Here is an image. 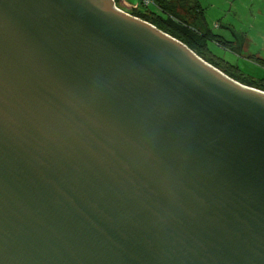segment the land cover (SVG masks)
I'll use <instances>...</instances> for the list:
<instances>
[{
	"label": "water",
	"instance_id": "obj_1",
	"mask_svg": "<svg viewBox=\"0 0 264 264\" xmlns=\"http://www.w3.org/2000/svg\"><path fill=\"white\" fill-rule=\"evenodd\" d=\"M112 0H0V264H264V92Z\"/></svg>",
	"mask_w": 264,
	"mask_h": 264
},
{
	"label": "rangeland",
	"instance_id": "obj_2",
	"mask_svg": "<svg viewBox=\"0 0 264 264\" xmlns=\"http://www.w3.org/2000/svg\"><path fill=\"white\" fill-rule=\"evenodd\" d=\"M142 1L112 0V8L138 19L131 13L146 9ZM156 1L170 10L177 24H184L195 32L198 39L205 35L204 42L209 50V53H203L206 58L214 60L220 68L225 67L221 60L225 61L232 67L229 73L240 79L249 82L264 79V68L259 65V61H264V0ZM153 12L163 19L167 18L162 9L154 5Z\"/></svg>",
	"mask_w": 264,
	"mask_h": 264
},
{
	"label": "trees",
	"instance_id": "obj_3",
	"mask_svg": "<svg viewBox=\"0 0 264 264\" xmlns=\"http://www.w3.org/2000/svg\"><path fill=\"white\" fill-rule=\"evenodd\" d=\"M115 1V0H114ZM151 4V8H146L144 11H134L135 13H131L133 17H137L141 21L150 24L157 28V30L169 35L171 38L179 41L184 46H186L189 50H191L193 53H195L200 59H203L205 62L213 66L214 68L221 70V72L225 73L229 78L232 80L248 86L250 88L259 90L264 92V79H260L259 81H251L244 78H238L235 75H232L229 73V68H232L230 65H228L225 61L221 60V62L224 63V68H220L218 63H216L214 60H210L205 57L203 54L205 51L209 53V50L207 49L206 43L204 42L205 35H201V39H198V36L190 30L188 27H186L184 24H177L174 16L171 14L170 10H167L166 8L160 6V4L156 0H147ZM142 4L144 5L143 1ZM153 5L156 7H159L162 9L163 13L167 15L166 19H163L162 17L158 16L157 13L153 12ZM145 6V5H144ZM201 43V44H200ZM218 44H221L217 40ZM259 65L264 68V61H259Z\"/></svg>",
	"mask_w": 264,
	"mask_h": 264
},
{
	"label": "built area",
	"instance_id": "obj_4",
	"mask_svg": "<svg viewBox=\"0 0 264 264\" xmlns=\"http://www.w3.org/2000/svg\"><path fill=\"white\" fill-rule=\"evenodd\" d=\"M143 3L146 7H149L151 5L150 2H148L147 0H143Z\"/></svg>",
	"mask_w": 264,
	"mask_h": 264
}]
</instances>
